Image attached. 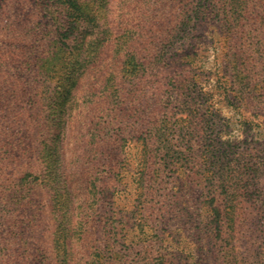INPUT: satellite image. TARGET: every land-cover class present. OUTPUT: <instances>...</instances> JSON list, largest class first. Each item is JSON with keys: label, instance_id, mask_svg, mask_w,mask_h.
<instances>
[{"label": "trees", "instance_id": "1", "mask_svg": "<svg viewBox=\"0 0 264 264\" xmlns=\"http://www.w3.org/2000/svg\"><path fill=\"white\" fill-rule=\"evenodd\" d=\"M35 1L27 3L31 9L25 17L16 0H4L0 5L4 9L0 11V22L5 24V28H0V37L8 40L0 49V124L5 123L0 130L6 138L0 146V232L20 237L26 254L24 261L32 256L34 264H54L46 248L31 246L34 251L28 253V230L24 229L38 228L47 210L51 211L43 190L52 189L54 184L65 191L79 189L78 194L70 193L64 211L67 221L48 223L49 244L52 250L61 247L64 252L75 247L76 254L93 255L96 264H115L111 257L105 260L104 255L118 251L102 243L112 233V217L103 220L98 205L88 203L97 198L95 179L102 183L105 176H118L124 145L130 132H135L142 140L145 159L140 167L144 194L139 195L147 198L145 201L139 196L138 200L153 208L163 165L174 167L178 178L184 175L186 167L177 172L178 160L187 157L200 142L211 120L216 122L198 89L188 59L190 53L182 49L170 63L166 60L167 49L177 38L186 39L191 21L203 19L221 33L225 66L235 76L234 84L245 89L250 70L246 63L248 59L250 63L247 45L251 33L264 28V0ZM152 77L156 82L164 81L152 85L151 97L147 98ZM86 84L88 87H84ZM162 86L165 88L158 95ZM58 93L64 102L61 109L57 108ZM168 105L189 112L188 119L182 122L189 123L185 130L172 129L177 131L178 140L170 135L167 118L160 113ZM72 109H77L78 122L73 120L70 130ZM56 112L63 116L54 123ZM128 112L136 118L130 126L124 123L123 127L121 120L126 122L131 117ZM197 114L198 123L202 124L194 125ZM68 135L73 139L69 171L64 164ZM223 144L214 139L211 155L202 152L205 161L199 163L205 173L211 166L216 175L211 201L217 204L213 214L222 225L228 218L240 217L242 212L235 201L241 196L242 175L247 169L255 170L254 163L248 161V165L245 158L232 156ZM214 158L225 159L224 166L218 167L214 161L209 164ZM23 176L34 177L39 183L28 180L24 184L31 182L32 186L24 188ZM229 196L232 203L225 206ZM35 197L39 199L34 200ZM161 210L162 217L166 207ZM20 216L24 219L17 220ZM4 222L6 226L1 227ZM212 222L217 223L215 219ZM19 223L23 225L20 227ZM239 227L236 224L232 230L237 233ZM150 249L153 251L148 243L138 247L132 263L147 264ZM37 251H44L43 255L36 258ZM231 254L228 263L244 264L243 257ZM103 258L105 261L100 263Z\"/></svg>", "mask_w": 264, "mask_h": 264}, {"label": "rangeland", "instance_id": "2", "mask_svg": "<svg viewBox=\"0 0 264 264\" xmlns=\"http://www.w3.org/2000/svg\"><path fill=\"white\" fill-rule=\"evenodd\" d=\"M16 2L18 8L24 11L22 16L25 17L31 9L29 5L36 1L16 0ZM3 4L4 0H0V5ZM213 22L215 23V20ZM0 28H5L4 22H0ZM187 29L189 30L186 39L177 38L167 49L166 60L171 63L174 54L180 53L182 49L190 53L188 59L192 63L193 73L196 74L198 89L206 99V105L211 108L210 111L216 122L211 120L200 142L192 147L187 157L178 160L177 172L184 171L183 168L186 167L187 172L185 171L184 175L178 178L173 170L174 167L166 163L163 165L164 172L158 177L159 185L155 187L158 196L154 199L156 201L153 208L144 203L147 198L144 196L141 198L139 195L144 194L140 186L142 181L140 167L145 159L142 140L138 139L139 134L130 132L124 145L118 176H105L102 183L99 181L100 184L95 179L97 198L88 202L93 207L98 205L103 220H107L108 216L112 217L110 219V222L113 221L112 233L109 234V240L102 239V243L108 244L110 246L107 247L108 249L114 248L118 252L115 255L106 253L105 260L111 257L115 264L120 262L133 264L138 247L148 243L153 247V251L149 250L152 253L148 255L147 264H230L227 259H230L231 252L239 255V259L243 257L244 264H264V28L257 33H251L252 38L247 45L250 63L249 59L246 63L248 62L250 70L246 77L245 89H241L244 86L234 84L235 76L231 69L225 66L226 55L218 29L206 24L203 19L191 21ZM5 42L8 40L0 37V49L6 45ZM186 67L189 65L186 64ZM151 81L147 98L151 97L152 85L157 86L164 80L159 79V82H156V78L152 77ZM53 82L55 81H52V84ZM143 84H146V81ZM84 87H88V84ZM164 88L165 86H162L158 95L162 94ZM57 96L59 102L57 108L61 109L64 102L59 93ZM135 105L138 106L137 103ZM163 108L160 113L162 118H167V125L171 127L169 133L178 140L177 131L172 129L179 127L178 129L185 130V126L189 123L182 122L188 119L189 112H180L174 105ZM76 111L77 109L71 111V120L68 122L70 130L73 129V120H76ZM128 114H131L128 121L121 120L120 125L123 127L125 124L130 126L129 123L136 118L135 114L131 112ZM54 116L56 123L62 119L63 114L56 112ZM198 117L197 114L193 119L194 125L202 124L198 123L200 120ZM212 123H216L214 127L211 126ZM66 138L68 142L64 148V164L69 171L72 165L73 139L70 135ZM5 139L3 131L0 130V146L4 144ZM214 139L227 145L232 156L245 158L243 159L245 163L250 161V164H255L254 171L247 169L242 175L241 196L239 201H235L237 208L242 212L240 217L228 218L223 225L221 221L217 222L218 219L213 214V208L217 204L211 201L216 175L211 171V166L206 168L208 171L206 173L205 168L199 167V163L205 161L202 158L203 153L207 151V154H210L209 150ZM2 151L0 147V153ZM210 161H214L218 167H223L226 162L225 159L216 158L210 159L209 164ZM22 179L21 186L24 188L31 187L34 182L39 183L33 180L34 177L23 176ZM28 180L32 183L29 182L26 186L24 183ZM38 186V193H41V185ZM57 188L54 184L52 189L47 188L42 193L48 205L47 209L51 210L50 213L47 210L49 215L45 213V218L38 223V228L33 229L29 226L24 229V231L28 230L25 232V239L28 238L29 241L28 253L34 251L30 250L31 246L39 250L46 248L47 255L52 257L54 264H96L93 255L76 254L75 247L66 252L61 247L52 250L47 225L50 226L48 224L50 222L62 224L67 221L68 217L64 211L70 202V193L73 195L79 193V189L65 191L63 188ZM139 196L145 201L139 202ZM231 203L229 196L227 203L224 201V205ZM162 207H166V211L161 217L159 215L162 214ZM34 214L30 213L29 217L33 218ZM22 218V216L17 217V220ZM213 219L218 224L212 222ZM236 224L240 225L237 233L232 230ZM22 225L23 223H19L20 227ZM5 226L6 222L1 225V227ZM220 230H223L222 234ZM72 240L76 243V238ZM23 247L20 237H12L10 234L8 236L0 232V264H34L32 256L24 261L26 254ZM43 252L37 251L35 257L42 256ZM105 260L103 258L99 262L103 263L102 261Z\"/></svg>", "mask_w": 264, "mask_h": 264}]
</instances>
